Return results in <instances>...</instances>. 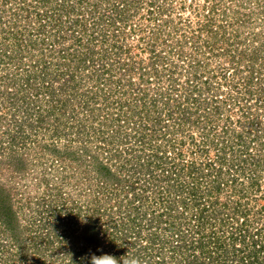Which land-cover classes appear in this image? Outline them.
Listing matches in <instances>:
<instances>
[{
	"label": "rangeland",
	"instance_id": "374dc122",
	"mask_svg": "<svg viewBox=\"0 0 264 264\" xmlns=\"http://www.w3.org/2000/svg\"><path fill=\"white\" fill-rule=\"evenodd\" d=\"M240 144L254 157L238 169ZM191 187L210 218L190 216ZM171 221L186 246L172 248ZM252 242L264 243V0H0V264L127 252L264 264Z\"/></svg>",
	"mask_w": 264,
	"mask_h": 264
},
{
	"label": "trees",
	"instance_id": "16d2710c",
	"mask_svg": "<svg viewBox=\"0 0 264 264\" xmlns=\"http://www.w3.org/2000/svg\"><path fill=\"white\" fill-rule=\"evenodd\" d=\"M73 22H75V21H77V19H74V20H72ZM73 24V23H72ZM71 24V25H72ZM192 100H193V103H196V107H199V105H200V103L201 102H199L194 96H192ZM211 112L212 111H215V110H217V107H212L211 109H209ZM184 116H185V118H187L189 115H188V113H186V114H183ZM179 116H181V115H179ZM198 118H199V116L195 119L196 121L198 120ZM199 120H201L200 118H199ZM207 137V136H206ZM235 139H236V141L237 142H240V143H244V141L241 139V135L240 134H236L235 135ZM205 142H207V140H205ZM240 147H241V149H240V152L242 153V155H241V157L240 156H236L235 157V159H236V164H231V166H234V168H238V169H240L241 168V166L243 165L242 163H246V161L248 160V159H251L252 160V158L254 157V156H250L249 157V154H250V151L248 150V148H247V145H245V144H240ZM247 156V157H246ZM222 159V157L221 156H219V158L217 157V162H219V163H221L223 160H221ZM238 160V161H237ZM262 161V160H261ZM249 163V162H248ZM250 164L251 165H253L254 164V167L255 168H258L257 166H259V161H252V162H250L249 163V166H250ZM203 165L205 166L204 168V170L205 171H203V172H206V173H202L203 175H201L202 177L203 176H206L207 174H208V170H210V169H216L215 167H214V164L213 163H203ZM261 166V165H260ZM218 168H217V170H216V172L217 173H219L220 172V166H217ZM220 167V168H219ZM193 168L195 169V167L193 166ZM237 169V170H238ZM215 174V173H214ZM232 177H233V175H231ZM233 179H235V178H232V180ZM256 183V182H255ZM219 184H221V183H219L218 182V184L216 185V187L214 188L215 190H216V192H218L219 191ZM171 186H173V184L172 185H170V187ZM168 187L169 186H165L164 187V190L163 191H165V188H167L168 189ZM166 189V190H167ZM161 190H162V187H161ZM205 192H207V193H205ZM205 192H202V194H203V196L201 195V197H207V200H209L208 199V197H209V195H211L214 191L213 190H208V191H205ZM159 193H160V191H159ZM187 194H188V196H190V198H188V202L189 201H192V205H191V209L193 208L194 209V212L190 215V216H193L194 218H197V216H198V218L197 219H199V217L201 216V218L202 217H206V216H208V218H210V214L209 213H211V214H214L215 213V209L213 208V205L212 204H205L204 206L206 207V208H208L209 207V213L207 212V211H205V207L203 206L202 207V205H200V207H199V200H198V198H199V194H198V192H196V189L194 190L192 187H191V189H189L188 190V192H187ZM132 195L134 196L133 198H135V199H137V200H140V198H138L137 196H135L136 194H135V191L133 190L132 191ZM134 200V199H133ZM180 201V203H182L183 205H184V208H187L188 207V203L186 202V200H185V202H183L184 200H179ZM133 203H132V200L131 201H129L128 203H127V205H126V213H127V223H128V226L130 227L131 226V222H133L134 221V215H132V212L134 211V209H137L134 205H132ZM168 206V205H167ZM198 208V209H197ZM166 210H167V208H166ZM197 211V212H196ZM239 210H238V206H237V208L235 207L234 209H233V213H237ZM196 212V213H195ZM207 212V215H205V213ZM143 214H144V212H143ZM195 214H197V215H195ZM242 216H241V220H239V227H238V232H239V238H240V241H242L243 242V240L246 238V234H245V231H246V229H245V227H244V225H245V223H246V220H245V218L243 217L244 215H245V212H241L240 213ZM207 218V217H206ZM207 218V219H208ZM206 219V220H207ZM215 219V218H214ZM201 220V219H200ZM216 220V219H215ZM197 221H199V220H197ZM196 221V222H197ZM217 221V220H216ZM235 221H237L236 220V218H235ZM182 222L183 221H178V223L179 224H182ZM178 223H176V222H173V221H171V223L169 222L168 223V228L169 229H172V230H175L176 232V235H175V241H174V243H173V246H172V248H182L183 246H186V244H188V243H186V241H185V237H186V235L184 234V233H186L187 232V230L186 229H183L182 227H180V226H182V225H177ZM198 223H200V222H197L196 224L197 225H194V227H195V229L197 230L196 231V233H198L199 231H200V229H203V225H198ZM244 224V225H243ZM176 225V226H175ZM215 225H217V223L215 224ZM213 226V225H212ZM92 227H93V225H92ZM91 227V228H92ZM184 230V231H183ZM186 231V232H185ZM256 232H257V234L259 233V230L257 229L256 230ZM94 234H95V236H93L92 237V239H94V237H96V234H97V232H96V230L94 231ZM248 234V233H247ZM212 237H210V236H207V239H209V237L211 238V239H209L210 241H206V242H209V243H211V244H213V246L214 247H216V246H220V244H222L219 240H220V238L219 237H215V236H213V235H211ZM251 237V239H252V235L250 236ZM89 239H90V237H89ZM199 240H201L200 238H198ZM196 242H198V241H196ZM200 243H195V244H197V246L198 247H200V246H202L204 243H206V242H201V241H199ZM191 244V243H190ZM250 247L252 248V255H256V253H257V251H259V248H262V247H264V243H261V244H259V245H257L255 242H252L251 244H250ZM263 259H264V257H263Z\"/></svg>",
	"mask_w": 264,
	"mask_h": 264
},
{
	"label": "clouds",
	"instance_id": "9594fccd",
	"mask_svg": "<svg viewBox=\"0 0 264 264\" xmlns=\"http://www.w3.org/2000/svg\"><path fill=\"white\" fill-rule=\"evenodd\" d=\"M88 264H141V260L134 256L130 255L128 252L121 257H116L109 253H102L97 256L92 253L87 257Z\"/></svg>",
	"mask_w": 264,
	"mask_h": 264
}]
</instances>
